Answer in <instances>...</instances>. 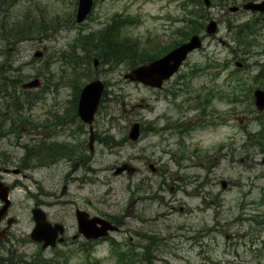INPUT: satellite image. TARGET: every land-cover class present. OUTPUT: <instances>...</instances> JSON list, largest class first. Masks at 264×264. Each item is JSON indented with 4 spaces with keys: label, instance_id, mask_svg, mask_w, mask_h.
<instances>
[{
    "label": "rangeland",
    "instance_id": "374dc122",
    "mask_svg": "<svg viewBox=\"0 0 264 264\" xmlns=\"http://www.w3.org/2000/svg\"><path fill=\"white\" fill-rule=\"evenodd\" d=\"M245 1L204 5L208 18L196 32L203 45L162 88L126 79L134 68L129 61L98 56L95 67L97 56L83 64L86 56L77 49L75 68L65 53L76 46L79 31L97 29L117 15L130 19L122 37L138 42L136 63L143 64L140 57L163 55L180 38L188 24L184 0H96L80 24L78 0H17L8 10L0 7L6 25L30 11L55 21L45 37L16 46L0 34V62L11 59L10 72L22 81H43L34 90L41 98L18 116L10 110L1 128L0 174L12 186L10 215L16 220L0 241V264H25L34 256L59 257L60 264H120L125 252L126 264H264V110L253 96L254 89H264V37L247 51L227 28L229 21L259 16L231 10ZM211 19L219 30L209 34ZM45 48L42 58L34 56ZM94 78L105 88L93 122L92 153L89 126L76 116L75 99ZM135 121L144 126L138 141L128 137ZM44 141L65 143L77 155L41 165L38 157L25 158L27 146L37 149ZM125 162L137 172L116 174ZM34 206L67 226V242L42 250L30 238ZM77 208L118 220L120 229L107 239L74 238Z\"/></svg>",
    "mask_w": 264,
    "mask_h": 264
},
{
    "label": "trees",
    "instance_id": "16d2710c",
    "mask_svg": "<svg viewBox=\"0 0 264 264\" xmlns=\"http://www.w3.org/2000/svg\"><path fill=\"white\" fill-rule=\"evenodd\" d=\"M229 1L232 0H214V3L212 4H220L223 6L225 4L227 5ZM14 2L15 0H0V6L7 8L5 10H8V7L13 5ZM204 5V0H184L183 6L187 15L184 20L188 21V24L183 27L184 31L181 33L180 38L173 43L172 47L169 49L182 43L199 31L200 27H203L204 20L208 18V15L205 13L206 8ZM117 17V15L114 16L111 21L105 24V26L85 33L80 31L75 40L76 46L69 53H65L68 63L71 65H74V63L78 64L79 59L77 61L75 55L77 54V49H82L86 56L85 59H82L83 64L90 63L93 54L103 58L104 62L118 63L129 61L131 66L136 67L139 64L136 63V54L139 51L137 47L138 42H132L131 38L128 36L122 37L121 32L123 23L130 22V19L121 20ZM262 19L263 18H260L259 21H255L251 17L237 23L229 21L227 28L232 31L235 42L241 43L247 51H252V47L254 45L256 46V38L258 34L260 36L261 34H264V20ZM53 23H55L53 18L47 21L44 17H39L30 11L25 14L21 20H17L15 24L6 25V23H0V31H2L0 34L2 37H5L7 43L16 46L21 40L26 41L38 37H45L46 34L55 27ZM180 29L182 28H179V30ZM161 55L162 54L156 53L151 59ZM146 57H148L147 54L145 58ZM140 58L143 62L149 60L143 57ZM12 63L13 61L11 59H4L0 63V101H3L0 103V123L6 121L12 116L9 114L10 110L18 116L19 112L23 109V104H21L22 99H25V101L28 102V105H31L39 98V95H37L39 93H36V91L25 90L20 87L22 78L20 75H12L10 72L13 67ZM74 67L76 68L75 65ZM240 83L241 82L239 81L238 84ZM23 93L26 94V97H23ZM78 94L76 92V101ZM10 102H12L11 105ZM263 134L264 131L262 132V135ZM67 154H69L68 148H66V155ZM127 256L128 254L121 253L120 262L122 264H126L125 259ZM57 259H59V257H57ZM57 259L34 256L31 258V261H25V264H60L58 261H55Z\"/></svg>",
    "mask_w": 264,
    "mask_h": 264
},
{
    "label": "water",
    "instance_id": "95a60500",
    "mask_svg": "<svg viewBox=\"0 0 264 264\" xmlns=\"http://www.w3.org/2000/svg\"><path fill=\"white\" fill-rule=\"evenodd\" d=\"M207 5H209V0H206ZM94 4V0H79L78 11H77V21L82 22L86 19L87 15L91 12ZM245 9L251 10H261L264 11V0L261 2L249 1L243 4ZM232 10H237L238 7H232ZM218 29V23L215 20H211L206 30L209 34L215 33ZM202 46V40L200 35H194L192 38L185 42L172 51H170L165 56L158 58L148 64L141 65L130 72L125 74V78H129L134 81H142L148 85L161 87L164 80L170 78L180 67L182 62L187 58L189 52L195 48ZM42 52H37L36 56L40 57ZM98 60H96V65ZM238 66H242L241 62H236ZM41 85L40 79L36 78L29 82H25L22 86L24 88H33ZM104 83L100 79H95L84 86L82 89L78 113L83 121L90 124L93 123L95 112L98 109L99 102L104 90ZM255 104L258 109H264V89L257 88L254 91ZM93 131V127H91ZM141 133V125L139 122H135L131 125L129 131V137L132 140H137ZM94 140L93 133L91 135L90 145L92 146ZM124 170L132 173L135 168L129 164H123L119 166L116 173H121ZM223 185L226 186V182L223 181ZM0 197L5 200V205L0 208V221L6 216L11 204L9 199V187L5 186L0 181ZM34 218L36 219V226L31 233L33 240L37 242H43L42 248L45 249L48 246H55L57 244V238L60 233L64 232V226L61 223L53 224L47 219V214L41 208L33 209ZM77 220L79 224V230L88 238H98L100 236H105L109 233V230L117 229V226L113 225L109 220L93 216L85 210H77ZM13 219H10L9 224H11ZM7 229H0V239L6 236ZM59 241H63L60 238Z\"/></svg>",
    "mask_w": 264,
    "mask_h": 264
},
{
    "label": "flooded vegetation",
    "instance_id": "af4514ba",
    "mask_svg": "<svg viewBox=\"0 0 264 264\" xmlns=\"http://www.w3.org/2000/svg\"><path fill=\"white\" fill-rule=\"evenodd\" d=\"M258 15V14H257ZM58 124L59 125H63V121L61 122L60 120H58ZM93 131L90 129V133H92ZM50 143V142H49ZM64 143H62V142H57V145H55V146H52V147H49V149L52 151V153L49 155V153L47 154V157H49V156H51L52 157V163L53 164H56V163H58L61 159H63V158H65V155H64V145H63ZM90 151L93 153V145H92V148L90 149ZM88 156L87 155H85L84 156V158H82V161H83V159H85V158H87ZM91 156H89V158H90ZM40 165H41V163H40ZM7 170V169H6ZM18 171H20V169H17ZM0 180H2V181H4L6 184H8L6 181H5V179H4V177H3V175L1 174V176H0ZM9 186H10V188H12V186H11V184H9ZM111 221H113L115 224H117L119 227L121 226V224H120V221H118V220H112V219H110ZM78 237V234H76L75 236H74V238H77Z\"/></svg>",
    "mask_w": 264,
    "mask_h": 264
}]
</instances>
